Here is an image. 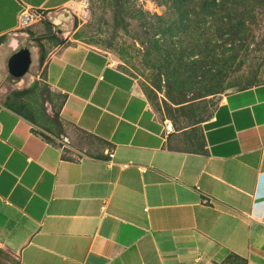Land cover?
<instances>
[{
	"label": "crops",
	"instance_id": "0c3cea01",
	"mask_svg": "<svg viewBox=\"0 0 264 264\" xmlns=\"http://www.w3.org/2000/svg\"><path fill=\"white\" fill-rule=\"evenodd\" d=\"M72 2L0 0V36ZM42 66L49 130L0 103L1 264H264V83L226 94L190 152L107 52Z\"/></svg>",
	"mask_w": 264,
	"mask_h": 264
},
{
	"label": "rangeland",
	"instance_id": "374dc122",
	"mask_svg": "<svg viewBox=\"0 0 264 264\" xmlns=\"http://www.w3.org/2000/svg\"><path fill=\"white\" fill-rule=\"evenodd\" d=\"M76 42L107 52L130 74L184 149L202 143L200 125L226 94L264 83V0H74L54 12H26L0 38V103L49 130L59 98L35 76L42 78L48 50ZM23 47L31 64L14 78L7 60Z\"/></svg>",
	"mask_w": 264,
	"mask_h": 264
},
{
	"label": "water",
	"instance_id": "95a60500",
	"mask_svg": "<svg viewBox=\"0 0 264 264\" xmlns=\"http://www.w3.org/2000/svg\"><path fill=\"white\" fill-rule=\"evenodd\" d=\"M31 64V51L28 47L20 48L13 52L7 60L9 74L18 78L26 74Z\"/></svg>",
	"mask_w": 264,
	"mask_h": 264
},
{
	"label": "trees",
	"instance_id": "16d2710c",
	"mask_svg": "<svg viewBox=\"0 0 264 264\" xmlns=\"http://www.w3.org/2000/svg\"><path fill=\"white\" fill-rule=\"evenodd\" d=\"M212 1H214V0H212ZM3 36H4V35H3ZM0 38H1V36H0ZM40 45H41V44H40ZM24 92H25L24 90H23V91H18V92L15 93L16 95H14V96L18 97V96H20L21 94H23ZM5 105H6L7 107H9L10 109H12L13 111L17 112L18 114H20V115L24 116L25 118L31 120L26 114H24V113L22 112V110L16 108L14 105L9 104V103H8V104L6 103ZM194 143H195V144L191 143L189 147H185V148L182 149V150H186V151H190V152H203V151H204V145H203V142H202L201 144L196 143V142H194Z\"/></svg>",
	"mask_w": 264,
	"mask_h": 264
},
{
	"label": "built area",
	"instance_id": "2783aa9c",
	"mask_svg": "<svg viewBox=\"0 0 264 264\" xmlns=\"http://www.w3.org/2000/svg\"><path fill=\"white\" fill-rule=\"evenodd\" d=\"M164 128H165V130H166L168 133L174 131L173 125H172V123H171L170 120H165V122H164Z\"/></svg>",
	"mask_w": 264,
	"mask_h": 264
}]
</instances>
